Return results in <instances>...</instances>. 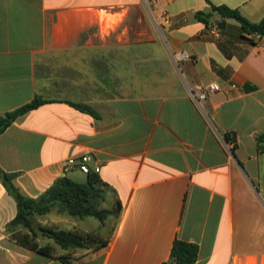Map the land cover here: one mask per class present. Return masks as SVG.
Masks as SVG:
<instances>
[{
  "label": "crops",
  "instance_id": "obj_1",
  "mask_svg": "<svg viewBox=\"0 0 264 264\" xmlns=\"http://www.w3.org/2000/svg\"><path fill=\"white\" fill-rule=\"evenodd\" d=\"M211 4L264 21V0H155L159 30L143 41L125 24L142 20V0H0V115L49 101L0 134V169L36 199L65 175L84 182L62 165L88 155L121 204L105 248L37 236L44 255L10 237L17 205L0 182V264H165L175 239L198 246L195 264H264V40L243 39ZM212 84L201 112L187 87Z\"/></svg>",
  "mask_w": 264,
  "mask_h": 264
},
{
  "label": "trees",
  "instance_id": "obj_2",
  "mask_svg": "<svg viewBox=\"0 0 264 264\" xmlns=\"http://www.w3.org/2000/svg\"><path fill=\"white\" fill-rule=\"evenodd\" d=\"M212 12H216L222 19H232L239 23L243 33L242 38L250 43H256L249 35L257 34L264 37V21L251 23L244 19L237 9L226 6H213ZM197 20L203 24H208L211 13L198 12L195 14ZM49 102L39 97H35L29 103L0 115V134L11 126L18 118L27 112L37 109L39 106ZM70 106L88 113L97 118V114L88 106L82 104L68 103ZM226 142L232 143L235 148V138L233 135H224ZM257 151L264 153V132L256 137ZM16 174L5 173L0 169V182L10 194L17 205L15 218L7 224L6 230L10 237L19 244L30 248L38 253L50 255L53 249L50 246H39L36 242L37 236H44L50 239L58 248L64 251L69 250H90L96 252L106 247L108 239L98 237L96 234H81L77 231L52 230L44 227H34L33 218L43 216L55 211L57 214L65 215L77 221L86 219L95 220L99 229L108 227L112 231L116 220L120 216L121 204L114 195L108 207H101L104 201L103 191L113 192L111 187L103 182L94 171L86 174L84 182H76L68 176H63L57 180L38 198L32 199L21 195L14 186L13 179ZM20 226L28 233L16 230ZM98 233V232H97ZM198 256V246L175 239L169 255V260L165 264H195ZM63 264H70L65 258H59Z\"/></svg>",
  "mask_w": 264,
  "mask_h": 264
},
{
  "label": "rangeland",
  "instance_id": "obj_3",
  "mask_svg": "<svg viewBox=\"0 0 264 264\" xmlns=\"http://www.w3.org/2000/svg\"><path fill=\"white\" fill-rule=\"evenodd\" d=\"M141 17H142V20L140 22L138 21V19H134V20L126 21L125 24L128 28H131V32H133V30H135L136 33L141 32L142 40L144 41V40H148L155 30L157 31L158 24L147 11L143 12ZM109 194L110 193L107 190L103 191V195L105 198H104V201L102 202L101 207L109 206V203H110ZM36 217H37L36 218L37 222L36 224H34V227L43 226L44 228H50L52 230H62V231H66L68 229L71 230L70 225L72 221L74 220L65 215L57 214L55 211H51L48 214H45L43 216H36ZM74 221L75 223H77V229L75 231L80 232L83 235L93 234V236H95L96 234L98 237L103 238L106 235V232L108 230L107 229L108 227H106L105 229L106 231L103 232V235H100V233H97V229H96L97 222L91 218L78 221V222L77 220H74Z\"/></svg>",
  "mask_w": 264,
  "mask_h": 264
},
{
  "label": "built area",
  "instance_id": "obj_4",
  "mask_svg": "<svg viewBox=\"0 0 264 264\" xmlns=\"http://www.w3.org/2000/svg\"><path fill=\"white\" fill-rule=\"evenodd\" d=\"M142 2L143 4L147 6V8H149L150 5L154 4L155 0H142ZM249 38L253 39L256 43L264 40V37H260L257 34L249 35ZM217 91H219V86L217 84L209 85L206 89H202L199 87L197 88V91H193L187 87V92L190 98L192 99L193 103L196 105V107L201 112H203V103L207 99V97H209L210 95H212L213 93ZM224 145H225V148L230 152L232 149V143L227 142ZM89 161H90V157L88 155H85L81 157L79 161L74 160V159H67L66 161L63 162L62 166L65 171H68L71 168L76 167L80 173L85 174V175L89 173L90 171H94L95 173H98L99 168H95L94 170H92L89 167V164H88Z\"/></svg>",
  "mask_w": 264,
  "mask_h": 264
},
{
  "label": "water",
  "instance_id": "obj_5",
  "mask_svg": "<svg viewBox=\"0 0 264 264\" xmlns=\"http://www.w3.org/2000/svg\"><path fill=\"white\" fill-rule=\"evenodd\" d=\"M144 7L146 8L147 12L151 15L150 10L147 8L145 4H144Z\"/></svg>",
  "mask_w": 264,
  "mask_h": 264
}]
</instances>
